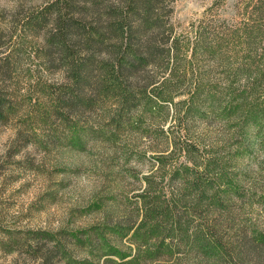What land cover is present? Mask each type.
Instances as JSON below:
<instances>
[{"label": "rangeland", "instance_id": "rangeland-1", "mask_svg": "<svg viewBox=\"0 0 264 264\" xmlns=\"http://www.w3.org/2000/svg\"><path fill=\"white\" fill-rule=\"evenodd\" d=\"M52 1L0 0V88L15 105L8 119L0 120V264H36L31 253L33 231L88 230L101 235L100 229L106 234L98 243L97 252L102 255L84 246L75 253L78 258L105 264L103 259L110 257L115 262L108 264H116L119 254H104L110 245L127 254L124 259L138 255L136 264H264V245L252 241L264 233V145L259 125L243 126L246 118L239 111L210 121H192L182 112L185 104L177 102L187 96L198 72L217 85L218 97L225 101L232 95L225 88L231 72L241 64L251 67L243 63L258 52L253 45L244 49L235 43L232 48L229 42L218 56L190 57L198 30L210 44L216 35L243 25V1L171 2L165 21L178 38V63L185 64L181 69L187 74L172 92V102L151 113H136L137 122L132 125L109 120L110 112L116 111L109 100L102 109L80 107L78 101L74 110L66 107L64 101L74 93L65 92L70 79L62 55L67 51L50 41L59 31L55 14L47 8ZM29 21L32 26H27ZM79 22L86 25L90 20ZM81 33L69 37L70 53H86ZM157 43L163 45L161 39ZM149 71L158 70L149 67ZM252 84L247 83L246 74L234 82L236 93L246 86L247 101L257 104L264 88L251 92ZM85 93L93 96L90 90ZM178 134L202 141V163L209 158L219 161L215 183L220 188L215 191L224 196L222 206L208 200L196 202L187 190L180 191L179 164L192 158L175 148ZM145 195L175 199L176 213L183 217L172 239L165 240L170 250L153 260L145 256L149 246L138 248L135 226L128 229L140 220ZM107 225L120 232L105 229ZM197 235L214 237L218 247L201 249ZM50 245L43 246L45 253Z\"/></svg>", "mask_w": 264, "mask_h": 264}, {"label": "trees", "instance_id": "trees-1", "mask_svg": "<svg viewBox=\"0 0 264 264\" xmlns=\"http://www.w3.org/2000/svg\"><path fill=\"white\" fill-rule=\"evenodd\" d=\"M172 1L53 0L49 4L47 8L50 9L49 12L55 14L54 18L59 30L51 36L50 41L67 51L62 55L68 64L70 79L69 87L65 92L74 93V97L64 101L68 109L74 110L76 101L80 107L98 105L102 109L105 100H109L116 109L115 113L110 112L109 120L116 122V125H132L137 122L134 118L136 113L149 111L151 113L155 109L162 108L165 102L173 101L172 92L178 89L187 73L184 67L181 69L185 64L178 63L180 57L178 38L173 36L172 26L166 25L165 21L172 10ZM242 1L245 15L243 25L226 34L216 35L212 39L215 45H211L212 42L208 44L207 36L198 30L192 43L190 57L196 58L207 54L218 56L222 45L229 42L233 45L232 48L236 46L235 43L244 49L253 45L257 47L258 52L247 56V61L243 63H249L253 70L241 64L231 72L225 88L232 95L225 101L218 97L217 85L206 81L202 73L198 72L189 86L187 96L177 102L179 105L185 104L182 112L192 121L198 119L210 121L217 117L222 118L224 113L232 116L239 111L246 118L242 121L243 126L259 125V133L262 135L260 140L264 145V93L257 97V104H250L247 101L246 86L239 93H236L238 89L234 86L239 75L246 74L247 83H253L251 92L264 88V0ZM81 18H87L90 22L81 25L79 22ZM27 26H32V23L29 21ZM77 31H82L81 44L86 53H70L68 39L72 34H77ZM159 39L163 41L162 46L157 43ZM164 44L167 47H163ZM190 60L191 58L187 59ZM149 67L151 70L157 69L159 73L150 72ZM249 71L251 74H247ZM202 82L209 83V87L206 88ZM86 90H90L93 96L87 95ZM6 98V93L0 88L1 121L8 119L15 110L14 102ZM236 100H240V103L235 106ZM209 115L215 117L209 118ZM183 129L185 134L189 132L186 124ZM178 135L179 142L174 143L175 148L192 158L187 157V161L179 164L177 174L181 183L180 191L187 190L195 197L196 202L208 200L209 203L222 206L221 198L224 196L221 197L215 191L216 188H220L219 183L218 185L215 183L219 178V161L209 158L207 162L202 163V158L199 157L205 150L200 147L202 141L198 138ZM19 138L20 136H17V139ZM195 158H200V161H196ZM237 190L234 188V192ZM177 200L181 202L183 199L180 197ZM141 202L138 213L140 220L136 225H130L128 229L135 226L133 238L137 239L138 248L142 245L149 246L146 251L148 254L145 256L153 260L170 250L165 240L172 239L173 232L175 228H180L183 217L176 213L175 199L167 200L157 195L152 197L145 195ZM107 226L105 229L112 228L113 233L120 232L117 227ZM100 233L102 236L88 230H80L78 233L63 230L60 234L45 230L33 231L32 245H34L31 253L37 260L36 264H55L59 261L63 264H93L88 259L78 258L75 253L84 246L90 248L92 254L99 253L98 243H103L106 236L102 229ZM195 240L204 250L211 251L218 247L214 237L206 239L197 235ZM252 241L264 245V233L257 234ZM50 242V251L45 253L43 246ZM107 247L104 254H119L120 261L116 264H136L138 255L134 254L124 259L127 254L120 253L114 246L107 245ZM112 261L114 260L110 257L103 259L105 264Z\"/></svg>", "mask_w": 264, "mask_h": 264}]
</instances>
